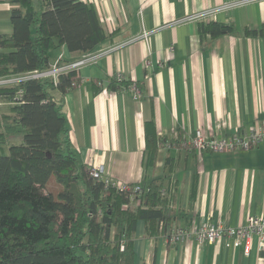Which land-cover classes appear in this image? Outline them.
I'll list each match as a JSON object with an SVG mask.
<instances>
[{
    "label": "crops",
    "instance_id": "0c3cea01",
    "mask_svg": "<svg viewBox=\"0 0 264 264\" xmlns=\"http://www.w3.org/2000/svg\"><path fill=\"white\" fill-rule=\"evenodd\" d=\"M81 1L94 5L110 36L85 53L101 55L79 67V83L62 96L80 160L128 185L166 177L175 227L264 217V141L223 152L183 144L198 129L234 135L264 125V37L244 33L264 23V0L210 17L233 26L218 37H200L199 20L188 16L225 0ZM12 7L0 0V33L11 32ZM60 54L66 62L84 56L62 45L50 64ZM114 76L135 82L141 96L113 91ZM134 233L135 264H264L256 235L239 245L230 238L167 245L163 236L145 235L143 220Z\"/></svg>",
    "mask_w": 264,
    "mask_h": 264
},
{
    "label": "trees",
    "instance_id": "16d2710c",
    "mask_svg": "<svg viewBox=\"0 0 264 264\" xmlns=\"http://www.w3.org/2000/svg\"><path fill=\"white\" fill-rule=\"evenodd\" d=\"M7 1L13 5L11 32L0 33V76L46 69L50 53L62 45L85 54L110 36L90 3ZM232 31L222 21L198 22L200 37ZM244 33L264 37V23ZM79 79L70 69L56 83L42 77L0 86V264H135L138 220L144 221L146 236L160 235L173 244L166 239L173 226L166 177L152 178L140 193L133 184L121 189L93 176L73 149L62 96ZM108 81L113 91L135 84L118 76ZM17 134L21 141L4 153V144ZM161 141L173 143L166 137ZM183 144L196 149L192 138ZM50 180L56 191L48 189ZM132 199L141 204L130 208Z\"/></svg>",
    "mask_w": 264,
    "mask_h": 264
},
{
    "label": "built area",
    "instance_id": "2783aa9c",
    "mask_svg": "<svg viewBox=\"0 0 264 264\" xmlns=\"http://www.w3.org/2000/svg\"><path fill=\"white\" fill-rule=\"evenodd\" d=\"M250 1L255 0H225L220 4L206 8L198 13L191 14L188 19L204 20L215 16L218 13L224 12L242 6ZM98 54H84L80 58L74 61H64L63 55L60 54L56 57L53 63L49 64V67L43 70H33L25 73H17L7 76H0V86L17 84L22 81L31 78L51 77L56 83L59 74L65 73L70 69H74L78 72L86 61H89ZM134 98L141 96L139 87L133 84L130 88ZM21 90L18 91V95L21 94ZM15 101L17 98L14 99ZM1 105V102H0ZM264 141V125L259 127H252L248 132L243 134L234 135H221L212 134L206 135L202 130H196L192 136V142L198 152L202 150H209L211 152H223L228 150H246L250 149L259 142ZM91 173L95 177L101 178L104 183H109L111 178L105 175L104 167L101 165H91ZM117 187L121 189H127L128 184L117 183ZM142 185L140 183L133 184V190L140 193ZM133 204L130 208H134L141 204L139 199H132ZM170 206V205H169ZM126 207V205H125ZM169 236L166 238L172 243H178L185 239H193L197 243H213L223 238H230L234 245H239L243 242L249 241V239L256 235L259 239V249L261 251V260L264 262V217L262 216H248L246 222L237 226H224L220 223H200L193 224L187 227H174L168 232Z\"/></svg>",
    "mask_w": 264,
    "mask_h": 264
},
{
    "label": "rangeland",
    "instance_id": "374dc122",
    "mask_svg": "<svg viewBox=\"0 0 264 264\" xmlns=\"http://www.w3.org/2000/svg\"><path fill=\"white\" fill-rule=\"evenodd\" d=\"M144 34H145V33H144ZM98 55H101V53L98 52ZM91 60H92V59H91ZM89 61H90V60H89ZM89 61H86V62H89ZM86 62H85V63H86ZM85 63H84V64H85ZM149 68H150V67H149ZM6 106H7L6 104H3V105L1 106L2 111H4V109H6V108H5ZM21 139H22L21 134H17V135H15V136L10 137L9 140H8V142H7L6 144H4V146L2 147L3 152H4V153H7V152H8V146H9L11 143H19V142L21 141ZM109 183H111V184H113L114 186L117 187V183H118V182H115L114 180H110ZM47 187H48V189L53 190V191H56L57 188H58V186L53 182V180H50V181H49ZM132 209H133V208H132ZM173 227H175V226H172L171 228H173ZM176 227H177V226H176Z\"/></svg>",
    "mask_w": 264,
    "mask_h": 264
}]
</instances>
